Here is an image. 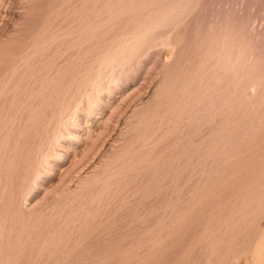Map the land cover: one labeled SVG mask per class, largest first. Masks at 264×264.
<instances>
[{"label": "rangeland", "instance_id": "1", "mask_svg": "<svg viewBox=\"0 0 264 264\" xmlns=\"http://www.w3.org/2000/svg\"><path fill=\"white\" fill-rule=\"evenodd\" d=\"M0 264H264V0H0Z\"/></svg>", "mask_w": 264, "mask_h": 264}]
</instances>
